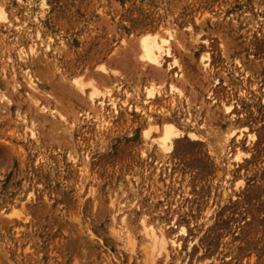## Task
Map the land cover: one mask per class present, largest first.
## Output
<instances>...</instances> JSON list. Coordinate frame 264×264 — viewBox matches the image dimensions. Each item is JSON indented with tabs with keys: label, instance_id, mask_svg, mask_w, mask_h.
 I'll return each instance as SVG.
<instances>
[{
	"label": "rangeland",
	"instance_id": "obj_1",
	"mask_svg": "<svg viewBox=\"0 0 264 264\" xmlns=\"http://www.w3.org/2000/svg\"><path fill=\"white\" fill-rule=\"evenodd\" d=\"M0 8V264H264V0Z\"/></svg>",
	"mask_w": 264,
	"mask_h": 264
},
{
	"label": "bare ground",
	"instance_id": "obj_2",
	"mask_svg": "<svg viewBox=\"0 0 264 264\" xmlns=\"http://www.w3.org/2000/svg\"><path fill=\"white\" fill-rule=\"evenodd\" d=\"M7 17H6V14L4 12V10L2 8H0V20H6ZM176 39L174 35L170 34L167 38H161L158 34L157 35H154V36H151V37H146V38H143L141 41H140V49L141 51L143 52V55L144 57L149 60V64H154L156 65L155 68H159L163 66V64L159 61V58H161L163 55H166L167 57H174V54L172 52V41ZM24 52V51H23ZM24 54H27V53H24ZM25 57V56H24ZM174 59V58H173ZM22 60V59H21ZM175 60V59H174ZM204 64V63H203ZM177 65V64H176ZM209 64L205 62V66H208ZM153 66V65H152ZM204 66V67H205ZM164 67V66H163ZM173 67V66H172ZM174 68V67H173ZM169 69V68H167ZM180 69V67H179ZM158 70V69H157ZM102 71V70H101ZM173 71V70H172ZM26 72V71H25ZM105 72V71H104ZM28 73V72H27ZM26 73V74H27ZM103 73V72H102ZM107 74V73H106ZM180 75V74H179ZM28 76H29V73H28ZM177 77V76H176ZM181 77V76H180ZM179 77V78H180ZM30 78V77H29ZM30 81V80H29ZM31 85H32V82H30ZM35 85V84H34ZM33 85V86H34ZM76 85V84H75ZM175 86V85H174ZM81 88V87H80ZM174 90H177L176 88L172 87ZM97 89V88H96ZM172 89V91H173ZM33 90V89H32ZM36 90V89H35ZM84 91V90H82ZM156 91V90H155ZM178 91V90H177ZM157 92V91H156ZM84 93V92H83ZM97 93V92H96ZM106 93V92H105ZM173 93V92H172ZM98 94V93H97ZM180 95H182L183 93H179ZM103 95V94H102ZM1 96V95H0ZM111 96V95H109ZM150 96H153L154 97V92H151L150 93ZM107 97V96H106ZM110 99V102H114L113 98L112 97H109ZM92 103L93 104H96V101L94 100V97L92 96ZM26 100V99H25ZM108 101V100H107ZM106 100H103V101H100V105H101V111L103 112V109H105L106 105ZM111 104V103H110ZM37 105V104H36ZM112 105V104H111ZM38 108V106H37ZM116 108V107H115ZM39 110V109H38ZM106 111V110H105ZM41 112V111H40ZM52 116V115H51ZM21 119V118H20ZM28 128V127H27ZM32 128H33V125H32ZM30 129V127H29ZM31 130V129H30ZM175 130L176 128L173 126V125H168L165 127V130H164V133L162 136H160L158 139L155 138V142L157 143V145L159 146L160 150H164V151H170L172 149V144H173V137L175 135ZM231 131V130H230ZM229 131V132H230ZM32 132L34 135L35 131L32 129ZM177 132V131H176ZM229 134V133H228ZM242 135V134H241ZM227 136H230L227 135ZM34 137V136H33ZM241 137V136H240ZM239 137V138H240ZM32 138V137H31ZM230 138V137H228ZM227 140V138H226ZM229 140V139H228ZM238 141V140H237ZM227 142V141H226ZM183 230V229H182ZM153 231V230H152ZM183 234H184V231H182ZM155 234V233H154ZM149 236V235H148ZM155 239H159L162 244H164V246L168 245L170 242H169V239L166 238L165 236H160V235H155L154 237ZM171 239V238H170ZM174 239V238H173ZM176 240V239H175ZM174 241V240H173ZM171 241V242H173ZM154 242V241H153ZM178 242V241H177ZM155 243V242H154ZM175 243V242H174ZM151 244H152V241H151ZM159 244V243H158ZM171 245V244H170ZM163 247V246H162ZM171 247V246H170ZM154 248V247H153ZM174 248V247H173ZM161 249H164L161 248ZM168 249V248H167ZM166 249V250H167ZM165 250V249H164Z\"/></svg>",
	"mask_w": 264,
	"mask_h": 264
}]
</instances>
